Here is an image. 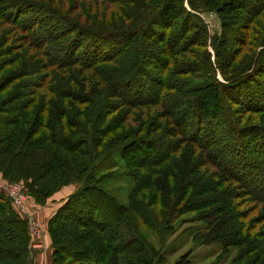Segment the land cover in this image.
Returning a JSON list of instances; mask_svg holds the SVG:
<instances>
[{
  "label": "trees",
  "instance_id": "obj_1",
  "mask_svg": "<svg viewBox=\"0 0 264 264\" xmlns=\"http://www.w3.org/2000/svg\"><path fill=\"white\" fill-rule=\"evenodd\" d=\"M160 1L143 22L129 27L123 24L124 14L114 22L105 14L101 25L91 24L89 16L82 22L80 14L69 18L68 0H51L53 11L68 23V30L33 31L41 42L33 41L34 36L30 42L27 39L31 50L10 40L8 30L3 32L7 26L0 29V172L9 181H24L29 194L43 204L60 186L80 183L50 219L52 264H169L166 236L174 232L173 220L189 212L196 213L193 221L203 223L195 230L196 243H217L224 256L236 248L238 260L251 257L249 262L264 264V240H260L264 232L252 233V223L264 218L248 222L251 211H234L233 202L239 184L248 199L255 201L253 211L264 206V168L257 173L249 169L243 152L250 137L260 139L264 152V124L241 127L233 110L245 105L248 110L264 111V80L255 76L256 61H262V55L248 69L230 76L222 65L223 60L233 58L227 52L226 33L235 21L234 10L243 1L225 2L227 18L221 17V35L213 37L217 62L211 65L220 70L224 81L211 76L213 81L195 87L174 88L168 86L164 70L160 79L155 78L157 86L148 92L143 84V76L148 75L143 56L148 49L147 34L155 35L156 25L166 28L184 14L198 17L207 35L196 12L211 5L209 0L204 4L188 0V10L182 0ZM134 2L137 9L145 4L144 0ZM246 4L251 5L247 0ZM78 7L77 3L73 6ZM263 7L264 2L256 11ZM72 31L76 34L66 44L61 40L65 50L54 53L48 49L55 45L49 35L59 39L60 33L65 36ZM165 53L158 52L159 56ZM263 63L264 59L261 67ZM241 83L253 84L246 98L240 95ZM170 87L176 97L193 104L198 117L191 124L188 117L193 113L188 107L179 101L168 107L164 103L165 116L178 128L180 139L192 145V154L180 162L173 159L176 149L152 136L162 124L157 127L152 119L145 120L167 97L164 93ZM113 97L124 101L129 122H105L104 103ZM225 97L234 106L225 103ZM203 124L207 127L202 128ZM112 149H117L116 155ZM106 156L111 165L120 167L99 175L97 168ZM197 157L205 159L200 167ZM209 165L213 169H207ZM111 176L129 178L125 204L105 189L104 181ZM230 182L233 188L227 186ZM148 231L156 235L159 246L151 242ZM29 242L26 220L0 192V264H31ZM189 256L190 252L181 254L171 264H192Z\"/></svg>",
  "mask_w": 264,
  "mask_h": 264
},
{
  "label": "rangeland",
  "instance_id": "obj_2",
  "mask_svg": "<svg viewBox=\"0 0 264 264\" xmlns=\"http://www.w3.org/2000/svg\"><path fill=\"white\" fill-rule=\"evenodd\" d=\"M63 2V0H57ZM136 1V0H135ZM138 1V0H137ZM158 1V2H157ZM160 0H144V6L141 9H137V6L132 4V0L130 2H124V0H117L115 3H112L110 0H68L69 7L67 9V15L71 18L79 17V14L83 16L82 22H85V17L89 16V20L96 21L93 23L100 24L103 20H105V14H109V19L112 22L117 21L124 14L126 18L124 25H128L129 27L137 26L138 24L143 22V18L148 15L147 13H151V9L156 4H159ZM180 1V0H179ZM200 4H204L205 0H195ZM211 3L208 6L206 11L196 12L199 14V17L206 25V33H202L200 21L198 17L187 16L184 14H180L177 17L173 24L167 26L166 28L162 26L156 25V34H147L145 38V42L148 44L147 51H143L144 62L147 64L148 75L143 76V84L146 89L153 88L157 86L155 78L160 79V75L163 74L164 70L166 74H168V86L180 87L183 85H188L189 87H195L201 85L205 82L213 81L211 76H216L219 81H224L220 70L213 69L212 62L216 63L214 58V39L215 36H220L222 32V27L220 25L221 17L227 18V10L225 2H229L230 0H209ZM243 1V6L237 7L234 10V19L235 21L231 24L230 29H228L226 35L228 37V51L230 54H233V58L230 60L227 58L223 60L222 65L226 68L227 74L230 76L231 73H235L236 71H242L248 69L249 65L253 63L254 58H258L262 55V61L264 59V7L257 12L256 8H258L259 4H263L264 0H247L251 5L246 4V0ZM51 0H0V29L5 32L8 30L7 35L10 40L13 42H17L18 45L23 44L29 50L31 45L27 43V39L30 41H38L41 42L40 37L33 31L39 28H46V30H52L56 27L59 30H68V23L65 20L58 17L57 13L53 11V5L50 4ZM184 5L190 10L188 6V0H182ZM16 3L21 5H15ZM75 3L78 4V8L75 10L73 6ZM39 5V6H38ZM156 7V6H155ZM248 8V9H245ZM251 8L253 10L251 11ZM220 10V11H219ZM140 11L141 16H137V12ZM112 15V16H111ZM148 15V16H149ZM129 18V19H127ZM117 19V20H114ZM110 21V22H111ZM111 22V23H112ZM140 22V23H139ZM99 26V25H97ZM54 30V29H53ZM59 32V31H56ZM48 33V32H47ZM66 33V32H65ZM61 36L63 32L60 33ZM76 34V31H72L66 33L65 36H61L59 39L54 38L52 35L50 36L49 41L51 44H55L54 47H48V49L54 53L62 52L65 50V47H61V44L65 43V40ZM162 34V36H161ZM34 38L32 39L31 38ZM36 36V37H35ZM178 36L181 37V41H178ZM209 36H212L210 39ZM166 39V43L164 42ZM32 39V40H30ZM63 40V41H61ZM147 40V41H146ZM169 40V41H168ZM60 42V43H59ZM243 42V44H242ZM261 42V46H260ZM66 44V43H65ZM181 46V48H179ZM60 47V48H59ZM169 48V51H168ZM83 49V44L82 48ZM175 49H178L176 53H174ZM168 52L163 56H159L158 52ZM153 52H156V57H153ZM131 53L128 54L130 56ZM210 58V61H209ZM260 60V59H259ZM262 61H256L258 65L255 66L257 71L258 78L260 80H264V70H260V64ZM121 63H124V60H120ZM229 62V65L228 63ZM264 65V63H263ZM264 67V66H262ZM261 67V68H262ZM260 70V72H259ZM242 94L240 95L243 98L250 93V90L253 91L252 88H248L247 83H241ZM17 86V83L14 84L11 88ZM170 87V89L165 91L164 95L167 96L163 98L159 104V107L154 108L151 114H148L145 120L148 122L152 119L154 126L157 127L162 124L161 129L157 131L152 136L154 138L159 139L160 141L166 142L169 147L173 148V150H177L173 159L175 160H183L188 159L189 155H191L190 145L189 143L184 142L181 136L177 133L178 128L173 124L169 116H165L166 108L165 105L167 103V107L169 104H175V102L179 101V105L182 107H188L189 110L193 113L188 117L189 123H194V121L198 118L197 112L193 107V104L187 102L185 99L178 98L175 95L176 92L174 88ZM234 94V93H233ZM237 94L235 93L234 96ZM225 96V95H224ZM242 98V99H243ZM213 100V98L211 97ZM225 103L232 104L234 106V102L229 101L227 97L224 98ZM240 100V99H239ZM238 100V101H239ZM240 102V101H239ZM165 103V105H164ZM124 101L119 98H111L105 101L104 103V114L106 115L104 120L105 122L118 121L123 120V122L128 121V114H126V106L123 105ZM223 104V103H222ZM164 105V106H163ZM231 106V105H230ZM233 107L234 109V118L237 119L239 125L241 127L247 128V126H259V124H264V111L260 110H248L241 106ZM165 111V112H164ZM227 117V116H226ZM189 127V126H187ZM186 127V128H187ZM206 128L204 124L202 128ZM208 129V128H207ZM249 131H246V134ZM247 136V135H246ZM260 139L250 140L246 139L244 144L243 152L247 157V167L253 170L259 171V168H264V152H261V148H259L260 143H258ZM192 146V145H191ZM117 149H112L111 154L115 153ZM119 153V152H117ZM116 155V153H115ZM109 156L104 158L105 161H101L99 165L98 172L99 175L107 172L108 170H116L119 168L117 166L111 165ZM198 165L201 166L202 163H205L204 157H197ZM195 165V166H196ZM205 165V164H204ZM213 169L210 165L207 169ZM123 169H120L119 172H123ZM203 172V168H201ZM259 181V180H258ZM11 182H20L25 194L28 196L29 202L27 203V213L31 217L28 219L27 217L21 215V213L15 209V206L12 202V199L6 194L8 191V186ZM129 178L111 176L107 180L104 181L105 189L112 194L120 204H125L127 201V191L129 187ZM259 183V182H258ZM80 183L72 182L67 185L60 186L56 192L49 197L46 202L39 203L33 196H31L28 192V187L26 186L24 181H9L4 178L2 172H0V192L4 193L11 200L12 210L19 215L21 218H24L27 222L29 228V236H30V253L28 254L30 258V262L33 264V258L35 257V252L38 249L45 250L46 247L52 250L50 258L48 261L52 259L53 261V240L50 232V219L56 214L61 206L68 200L69 196L76 190ZM232 184V185H231ZM233 184H228V187L233 188ZM226 186V185H224ZM239 186V184H238ZM234 188L236 190V197L234 199V211H244L246 213L250 212V217L248 222H251L252 219L255 218H264V206L258 210L253 211L254 202L248 199L247 193L241 187ZM230 188V189H231ZM232 190V189H231ZM20 192V190H18ZM101 204V203H100ZM196 216V213L189 212L185 213L179 217H176L174 221V232L171 235L166 236V246L165 251L168 254L169 264L173 263L181 254L186 252H190V260L192 264H253V262H249L251 257H244V260H238V249H230L227 255H221L220 246L217 243H196L194 241V233L195 230L202 226V222L193 221L192 218ZM63 220V219H62ZM252 223L254 225L253 234H256L259 231L264 232V220L260 221L259 219ZM259 222V223H257ZM148 237L151 242L159 246L158 238L151 231L147 232ZM205 234V232H204ZM33 238V241H32ZM260 240H264V236L260 238ZM33 242V243H32ZM31 243L33 245H31ZM40 245V246H39ZM47 245V246H46ZM40 247V248H38ZM46 251V250H45ZM46 260V259H45ZM48 262L46 261L45 264Z\"/></svg>",
  "mask_w": 264,
  "mask_h": 264
},
{
  "label": "built area",
  "instance_id": "obj_3",
  "mask_svg": "<svg viewBox=\"0 0 264 264\" xmlns=\"http://www.w3.org/2000/svg\"><path fill=\"white\" fill-rule=\"evenodd\" d=\"M18 190H20V192H18ZM6 194L12 199L15 209L18 210L21 213V215L27 217L31 221V217L26 211L27 203L29 202L27 198L28 196L25 194L20 182H11L8 186V191H6ZM32 243L31 245H33Z\"/></svg>",
  "mask_w": 264,
  "mask_h": 264
},
{
  "label": "crops",
  "instance_id": "obj_4",
  "mask_svg": "<svg viewBox=\"0 0 264 264\" xmlns=\"http://www.w3.org/2000/svg\"><path fill=\"white\" fill-rule=\"evenodd\" d=\"M38 248H40V247H38ZM41 250L42 249L36 250L35 257L33 258V264H45L46 261L48 262L47 264H52V259H50L48 261V258H50L49 255H51L52 250L48 249L47 247L45 249L46 251L44 249H43V251H41Z\"/></svg>",
  "mask_w": 264,
  "mask_h": 264
}]
</instances>
